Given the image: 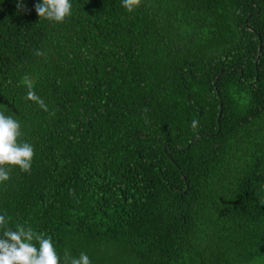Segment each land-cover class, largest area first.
I'll list each match as a JSON object with an SVG mask.
<instances>
[{
	"label": "trees",
	"instance_id": "trees-1",
	"mask_svg": "<svg viewBox=\"0 0 264 264\" xmlns=\"http://www.w3.org/2000/svg\"><path fill=\"white\" fill-rule=\"evenodd\" d=\"M18 2L0 0V112L34 158L0 183L10 226L60 264H264V0H70L63 23Z\"/></svg>",
	"mask_w": 264,
	"mask_h": 264
},
{
	"label": "clouds",
	"instance_id": "clouds-1",
	"mask_svg": "<svg viewBox=\"0 0 264 264\" xmlns=\"http://www.w3.org/2000/svg\"><path fill=\"white\" fill-rule=\"evenodd\" d=\"M141 0H122L123 7L132 12ZM40 19L63 23L70 17L72 4L70 0H42L34 5ZM18 11L28 12L23 0L17 3ZM37 55L43 53L37 52ZM27 88L26 99L37 103L44 111H48L45 102L36 94L33 82L25 76L22 80ZM191 126L195 131L198 121L192 120ZM21 123L12 115L0 112V183L10 179L12 167L30 172L34 158V148L30 143L20 142ZM11 217L0 215V264H60V256L54 247L50 236L38 233L30 226L16 224L10 226ZM64 264H91L89 256L81 252L79 257H73L70 250H64Z\"/></svg>",
	"mask_w": 264,
	"mask_h": 264
}]
</instances>
